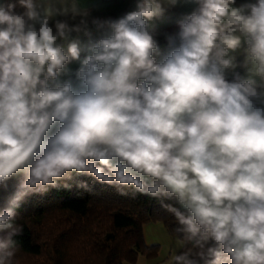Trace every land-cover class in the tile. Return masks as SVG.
I'll return each instance as SVG.
<instances>
[{
	"label": "clouds",
	"instance_id": "1",
	"mask_svg": "<svg viewBox=\"0 0 264 264\" xmlns=\"http://www.w3.org/2000/svg\"><path fill=\"white\" fill-rule=\"evenodd\" d=\"M101 2L0 0V264L30 197L96 184L168 214L164 264H264V0Z\"/></svg>",
	"mask_w": 264,
	"mask_h": 264
},
{
	"label": "trees",
	"instance_id": "2",
	"mask_svg": "<svg viewBox=\"0 0 264 264\" xmlns=\"http://www.w3.org/2000/svg\"><path fill=\"white\" fill-rule=\"evenodd\" d=\"M91 183V181H89ZM51 190L32 196L20 209L24 234L17 239L29 264H121L145 253L143 227L162 222L171 231L172 220L156 201L121 197L114 187L95 185L82 196ZM158 247L147 253L158 256Z\"/></svg>",
	"mask_w": 264,
	"mask_h": 264
},
{
	"label": "rangeland",
	"instance_id": "3",
	"mask_svg": "<svg viewBox=\"0 0 264 264\" xmlns=\"http://www.w3.org/2000/svg\"><path fill=\"white\" fill-rule=\"evenodd\" d=\"M118 3V2H117ZM122 6V1L119 0V8L117 10L111 11H105L101 14L110 13V12H116L120 9ZM143 234L144 239L146 240L157 238L159 241V244L162 245L158 247V256L155 258L157 260L156 264H162L168 257V246L174 244V237L167 231V229L164 227L162 222H156V223H147L143 227ZM141 259L145 264L149 263V259L146 260L143 259V256L141 255ZM154 264V263H153Z\"/></svg>",
	"mask_w": 264,
	"mask_h": 264
},
{
	"label": "crops",
	"instance_id": "4",
	"mask_svg": "<svg viewBox=\"0 0 264 264\" xmlns=\"http://www.w3.org/2000/svg\"><path fill=\"white\" fill-rule=\"evenodd\" d=\"M98 6L100 9V14L108 10L114 11L119 8V0H103V2H101ZM156 262L157 260L152 259V260H149V263L147 264H153V263L156 264ZM143 264H145V262H143Z\"/></svg>",
	"mask_w": 264,
	"mask_h": 264
},
{
	"label": "built area",
	"instance_id": "5",
	"mask_svg": "<svg viewBox=\"0 0 264 264\" xmlns=\"http://www.w3.org/2000/svg\"><path fill=\"white\" fill-rule=\"evenodd\" d=\"M121 1H122V6L120 7V9L116 12H110V14L118 15V14L130 9L131 0H121ZM105 14H109V13H105Z\"/></svg>",
	"mask_w": 264,
	"mask_h": 264
}]
</instances>
